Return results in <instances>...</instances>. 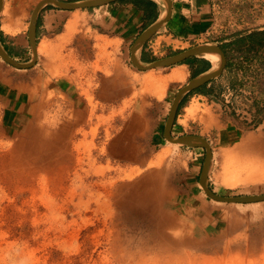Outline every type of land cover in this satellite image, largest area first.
<instances>
[{
	"label": "rangeland",
	"instance_id": "rangeland-1",
	"mask_svg": "<svg viewBox=\"0 0 264 264\" xmlns=\"http://www.w3.org/2000/svg\"><path fill=\"white\" fill-rule=\"evenodd\" d=\"M38 1L2 0L0 38L24 44L19 61L32 56L27 32ZM216 1L224 35L264 25V0ZM75 18L78 25L86 22L85 16ZM72 43L71 67L84 68L78 77L88 86L110 72L104 63L87 74L90 63L81 60L95 53L81 39ZM109 53L98 51L96 59L114 61ZM128 54L120 47L115 69L132 84L130 93L99 102L83 90L91 105L86 130L66 132V97L50 90L51 80L64 72L45 76L50 89L33 120L27 117L30 106L9 119L0 105V264H264V200L226 203L206 194L199 183L205 149L161 134L168 105L183 83L165 86L160 102L143 88V72ZM34 67L17 69L0 56V90L6 92L5 76L15 71L30 81ZM167 75L151 71L144 85ZM248 80L258 91L251 95L261 94V77ZM238 94L233 104L240 115ZM182 104L177 122L183 127L176 124L172 135L203 133L212 153L208 186L223 194L264 192V134H214L223 128V107L189 97ZM138 105L146 134H134L140 123L129 120ZM155 120L158 134H150Z\"/></svg>",
	"mask_w": 264,
	"mask_h": 264
},
{
	"label": "crops",
	"instance_id": "crops-1",
	"mask_svg": "<svg viewBox=\"0 0 264 264\" xmlns=\"http://www.w3.org/2000/svg\"><path fill=\"white\" fill-rule=\"evenodd\" d=\"M46 4L52 6H41L35 20L37 58L35 56L34 63L31 65L32 67L36 66L30 72V81L23 80L24 72L15 71V77L12 75L5 76L10 83L5 93V89L4 91L0 90V105L4 108L3 115L5 118L10 116L13 118L15 115L12 114L13 111L29 106L27 117H31L32 112L36 111V106L40 107L41 105L44 107L45 95L50 89V87L46 89V82L50 80H47L45 76L64 72L66 73L64 77L51 80L54 83L50 90L61 93L66 97V115L62 116L64 118L63 122H66V132L74 134L77 128L86 130L91 105L85 94H83V90L88 88L92 91L95 100L99 102L112 101L115 97L130 93L133 89L132 84L128 80L122 81L121 77L117 76L115 69L116 59L119 57L118 50L121 47L123 51L129 52L128 55L130 56L131 46L138 36L150 25L163 19L155 32L134 50V57L138 62L147 63L154 59L167 57L181 49L203 42H212L219 45L226 58V63L220 73L203 85L193 88L181 96L176 106L169 134H174L173 129L176 124L179 125L177 122V116L180 114L179 108L187 97L190 99L196 98L200 102H209L213 108H217L216 110L219 108L221 110L223 107V124L225 126L223 125V128L218 129L214 134H264V41L258 42L256 40L257 35L260 34L259 32L264 31V25L247 28L233 36L224 35L223 28L217 25L218 5L216 0H170L168 7L162 0H116L98 6L74 9L62 8L51 3ZM77 9L78 11L79 9L83 10L77 12ZM76 15L85 16V24L81 22L78 25ZM70 22H74V26L73 29L68 30ZM20 33L15 32L16 35ZM75 37L85 41L95 53H93L94 56L90 60L85 62L81 60L82 63H90L89 66L86 64L89 68L86 71L87 74H96V65L101 66L104 63L110 69L106 76L101 77L98 81L94 80L90 86H88L86 79L81 76L78 77L84 72V68L71 67L72 57L70 58V56L73 52L76 53V47L72 43ZM236 41L239 42L238 46L235 44ZM43 43L46 44L45 48L41 47ZM0 44L15 60L18 58L17 55L24 52L22 50L24 44L20 41L17 45L15 40L7 43L0 38ZM101 50L110 51L109 55L112 60L113 57L115 58L114 61L108 63L102 60L100 56L96 59L98 51ZM64 51L66 56L61 55V52ZM157 51H159V54H156ZM122 57H125L124 54ZM189 58L191 60L188 62L148 69L138 68L143 72L140 76L143 88L154 93L156 95L155 99H159L161 102L165 98V90L169 84H184L189 78L216 69L219 66V64L215 66L206 57V54ZM25 68L18 67L17 69ZM161 68L162 70H159ZM179 68L186 70L185 77L181 80L170 79L172 72ZM151 71L160 75L168 74L161 77L169 78L161 89L155 85L161 78H153L147 82V86L144 85V77ZM254 75L260 76L263 83L260 89L262 93L253 97L251 93L258 91L256 87L254 90V86L248 78ZM235 79H237V83H235ZM255 82H257V79H255ZM151 89L156 90L157 93L160 91L163 93L158 96ZM10 91L12 92L10 93ZM19 92L27 95V100H23L24 95L16 97L15 94ZM236 92L239 93L237 111H242L240 115H237L238 112H234L233 101L237 100L234 99ZM35 95L38 96L36 102L34 101ZM255 97H260V100L258 101ZM251 101L253 102L252 108L250 106ZM11 108L12 111L9 114ZM140 112V105H138L129 119L133 120L131 118H134L140 123L134 130V134L145 133L142 132L145 120ZM228 114L230 115L228 116ZM29 119L33 120L34 118ZM11 120L13 121V119ZM157 121L155 120L153 125L156 130H152L150 134H158ZM164 126L161 133L163 138H165ZM179 127L183 126L179 125ZM179 134L184 133L180 131ZM190 134L200 135L203 133L194 131Z\"/></svg>",
	"mask_w": 264,
	"mask_h": 264
},
{
	"label": "water",
	"instance_id": "water-1",
	"mask_svg": "<svg viewBox=\"0 0 264 264\" xmlns=\"http://www.w3.org/2000/svg\"><path fill=\"white\" fill-rule=\"evenodd\" d=\"M116 0H72V1H65V0H39L35 6L33 7L31 14H30V20L28 24V38L32 49V57L30 60L27 61H19L12 58L2 47L0 44V56L4 58L8 63L19 67V68H25L29 67L34 63V59L36 56L35 53V20L37 13L40 9V7L46 3H51L56 6L62 7V8H68V9H74V8H84V7H93L98 6L102 4H107L110 2H113ZM164 4L168 7L170 5V0H162ZM2 7V0H0V10ZM163 21V19L158 20L154 24L150 25L148 28H146L135 40V42L131 46V61L132 63L139 69H148L153 67H160L165 65H171L174 63H179L191 56H197L205 53H217L220 56V64L216 69L210 70L208 72L198 74L196 76H193L189 78L183 85H181L177 91L175 92L169 110L166 117V122L164 126V136L168 140L183 144V145H189V146H200L205 149V156L202 163L200 175H199V183L206 192L208 196H210L212 199L219 201V202H226V203H250V202H257L264 200V192L262 193H247V194H223L218 193L212 190L207 183L208 173L210 169L211 164V158L212 153L210 151L209 143L207 139L199 134H190V133H184V134H177L172 135L169 134L170 127L172 125L174 114L176 110L177 103L181 96L186 93L187 91L199 87L215 77L220 71L222 70L223 66L226 63V58L224 55L223 50L221 47L215 43L212 42H203V43H197L192 46H189L187 48L181 49L180 51H177L171 55H168L167 57L154 59L147 63H140L136 60L134 57V50L140 45L148 36H150L155 30L158 28L160 23Z\"/></svg>",
	"mask_w": 264,
	"mask_h": 264
},
{
	"label": "bare ground",
	"instance_id": "bare-ground-1",
	"mask_svg": "<svg viewBox=\"0 0 264 264\" xmlns=\"http://www.w3.org/2000/svg\"><path fill=\"white\" fill-rule=\"evenodd\" d=\"M166 10V9H165ZM74 22H72L71 24H69V27L71 28L73 26ZM69 28V29H70ZM206 54V57L209 58L215 66H217L218 64H220V56L217 54V53H213V52H210V53H205ZM220 61V62H219ZM186 75V70L184 68H179V69H176L172 72L171 76H170V79L172 80H181L185 77ZM169 78H161L160 80H158L155 85H157V87H159L160 89L162 88V86L165 85V83L168 81ZM151 83V82H150ZM159 93H162V91H160ZM228 135H231V134H228Z\"/></svg>",
	"mask_w": 264,
	"mask_h": 264
},
{
	"label": "trees",
	"instance_id": "trees-1",
	"mask_svg": "<svg viewBox=\"0 0 264 264\" xmlns=\"http://www.w3.org/2000/svg\"><path fill=\"white\" fill-rule=\"evenodd\" d=\"M259 33H260V34L257 35L258 38H256V40H257L258 42H262V41H264V31H261V32H259ZM261 34H262V35H261ZM235 44L238 46V45H239V42L236 41ZM190 60H191V58H187V59H185V60H183V61H181V62H188V61H190Z\"/></svg>",
	"mask_w": 264,
	"mask_h": 264
}]
</instances>
